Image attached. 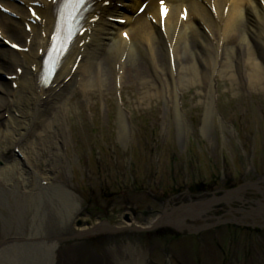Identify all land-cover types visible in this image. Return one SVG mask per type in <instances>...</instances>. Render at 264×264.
Returning a JSON list of instances; mask_svg holds the SVG:
<instances>
[{
  "label": "rangeland",
  "instance_id": "rangeland-1",
  "mask_svg": "<svg viewBox=\"0 0 264 264\" xmlns=\"http://www.w3.org/2000/svg\"><path fill=\"white\" fill-rule=\"evenodd\" d=\"M215 69L207 94L201 85L181 81V72V90L174 96L155 90L152 75L131 77L120 90L117 81L105 96L94 90L92 99L73 86L72 125L63 115L59 133L39 141L41 161L50 157L44 144L54 141L53 152L61 158L47 161L54 165L49 173L53 185L74 191L81 202L75 226L116 227L128 221L131 228L66 236L59 239L61 246L107 250L110 264H264V218L247 214L264 198V91L233 80L230 69ZM2 116L10 121V112ZM40 132L30 135L31 149ZM12 152L22 158L19 148ZM4 156L9 165L14 162V156ZM8 179L14 186L0 185L5 209H0V242L22 231L23 215L16 211L29 200L18 192L17 180ZM244 186V200L218 201L203 218L189 221L191 227H148L168 206L221 197Z\"/></svg>",
  "mask_w": 264,
  "mask_h": 264
},
{
  "label": "bare ground",
  "instance_id": "bare-ground-1",
  "mask_svg": "<svg viewBox=\"0 0 264 264\" xmlns=\"http://www.w3.org/2000/svg\"><path fill=\"white\" fill-rule=\"evenodd\" d=\"M108 1V6H103V0L93 6L85 22L86 31L78 36L52 85L46 88L38 81L43 57L40 51L44 53L49 44L55 5L48 0H0V4L13 13L7 16L0 11V36L29 47L28 52H17L0 40L4 47L0 48V162H3L0 185L14 186L8 179L12 176L19 183L21 196L29 198L27 204L19 203L23 211H16L17 215H23L19 221L22 231L8 234L11 238L0 242V264H83L84 261L86 264H110L107 250L96 251L78 243L61 246L59 239L99 230L131 228L128 221L116 227L106 222L75 226L81 202L74 191L53 185L49 173L54 165L47 161L61 158L59 153L53 152L54 141L44 144L50 157L46 162L41 161L44 156L39 141L59 133L63 115H69L72 125L70 113L77 103L70 95L74 85L92 99L94 90L105 96L116 88L118 78L121 79L120 89H123L131 77L139 80L152 75L157 81L151 83L155 90L174 96L181 90L177 82L181 72V81L188 86L199 84L207 94L210 77L218 65L223 71L232 70L233 80L237 77L246 88L264 91V0H167L164 28L158 0H147L140 14L136 12L143 0ZM29 8L34 10V15ZM185 9L187 18L184 20ZM96 17L99 19L94 22ZM118 18H123L125 23L119 25L112 20ZM26 26L31 27L30 32L26 31ZM125 31H128L127 38L122 35ZM28 38L30 43H27ZM197 38L201 39L200 44ZM79 58L78 67L73 71ZM211 59H215L212 70L209 67ZM13 67L15 71L10 72ZM20 67L22 76L16 73ZM8 74L11 80L4 77ZM13 83L17 84L16 89ZM4 111L10 112V121L3 118ZM38 129L41 130L36 136L38 141L31 149L28 145L34 142L30 135ZM15 148L20 149L22 158L13 154ZM8 153L14 156L10 165L4 156ZM41 165L48 170L42 173ZM244 190L245 186L221 197L168 206L148 227L165 224L191 227L189 221L203 218L218 201L231 204L236 198L244 200ZM255 205L247 214L264 218V198ZM0 209L5 212L1 203ZM27 211L29 214L25 216ZM235 220L241 218L235 216ZM135 227L147 228L139 224Z\"/></svg>",
  "mask_w": 264,
  "mask_h": 264
},
{
  "label": "snow or ice",
  "instance_id": "snow-or-ice-1",
  "mask_svg": "<svg viewBox=\"0 0 264 264\" xmlns=\"http://www.w3.org/2000/svg\"><path fill=\"white\" fill-rule=\"evenodd\" d=\"M86 0H65V7L66 8H76L83 5ZM163 15V10H162ZM73 30L72 28H68L66 35L61 38L58 35L54 36L52 39V48L49 54V63L51 64L52 68L57 66L58 61L62 58L60 56V52H66L65 44H70L71 39L73 38ZM126 35V34H125ZM57 45H59V51L57 50ZM15 47V45H13Z\"/></svg>",
  "mask_w": 264,
  "mask_h": 264
}]
</instances>
